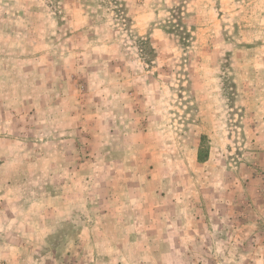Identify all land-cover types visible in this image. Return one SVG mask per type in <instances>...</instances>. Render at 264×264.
I'll list each match as a JSON object with an SVG mask.
<instances>
[{
  "label": "rangeland",
  "instance_id": "374dc122",
  "mask_svg": "<svg viewBox=\"0 0 264 264\" xmlns=\"http://www.w3.org/2000/svg\"><path fill=\"white\" fill-rule=\"evenodd\" d=\"M0 264H264V0H0Z\"/></svg>",
  "mask_w": 264,
  "mask_h": 264
}]
</instances>
